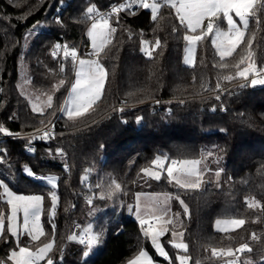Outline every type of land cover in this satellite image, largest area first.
I'll return each mask as SVG.
<instances>
[{
	"label": "trees",
	"instance_id": "1",
	"mask_svg": "<svg viewBox=\"0 0 264 264\" xmlns=\"http://www.w3.org/2000/svg\"><path fill=\"white\" fill-rule=\"evenodd\" d=\"M113 1L0 0V135L38 129L56 117L54 131L38 134L31 151L26 137L0 139V255L10 259L14 249L37 251L52 241V264H127L142 250L154 264H181L178 254L187 257L184 264H216L227 251L233 252L230 264H264V82L245 81L240 71L247 58L264 69V0H256L244 37L229 56L219 53L214 31L197 29L202 35L191 65L184 62L189 29L173 4L160 1L156 14L145 3L116 11L109 39L96 54L106 69L102 96L70 118L60 109L76 63L55 49L64 42L78 46L82 35L83 47L88 45V14ZM212 21L225 25L218 16ZM38 22L46 28L23 53L26 33ZM21 59L32 87L53 93L43 112L21 91ZM158 155L168 163L217 158L222 178L186 188L166 173L146 176L144 168ZM49 175L57 177L52 212L53 187L44 181ZM1 181L42 195L37 239L17 240L9 232ZM138 192L172 196L170 228L183 232L184 248L173 245L168 231L162 237L168 256L156 253L145 225L128 212ZM221 218L243 223L220 231L215 221ZM89 219L100 239L85 256L86 239L71 235ZM239 249L241 261L232 263ZM217 250L224 255H215Z\"/></svg>",
	"mask_w": 264,
	"mask_h": 264
},
{
	"label": "rangeland",
	"instance_id": "2",
	"mask_svg": "<svg viewBox=\"0 0 264 264\" xmlns=\"http://www.w3.org/2000/svg\"><path fill=\"white\" fill-rule=\"evenodd\" d=\"M222 1L223 6L226 7L233 0ZM211 4L214 5V0H198L193 1L191 4H187L186 6L190 8L193 7V10L202 11L203 9L206 11L208 7H211ZM144 6L151 10L153 14H156L160 8L157 0H150L145 3ZM229 16L230 12L227 11L225 17L227 18L228 25L220 30L222 37H226V35L229 32H232L234 28H236L240 34V26L244 27L249 22L248 16L243 12V9L236 14L238 18H230L231 22L229 20ZM207 21L211 24L210 28L212 29V19H207L204 24ZM189 22L191 24L190 26L187 25L189 33L187 35L184 62L191 65L194 63L195 58V49L197 45L195 31L201 23V13L194 11L192 19ZM45 28V23L38 22L36 25L28 29L23 42V53L28 49L38 32L44 30ZM90 28L91 32L89 34L88 31ZM98 28V39H109V32H107L104 37L105 26L102 24L99 25L97 22H90L86 29V37L91 39V42L96 43V40L94 41V39H97V37L95 38L94 34ZM216 35L217 29L214 32V36ZM226 40L232 41L235 40V38ZM101 42L102 41L100 40L98 46L101 45ZM90 46L91 45H89L88 48L93 54L84 53L76 63L72 81L60 109L64 115L70 118H76L80 114L90 110L93 104L102 96L103 93L106 80V69L100 61L97 62L95 59L99 48L96 46ZM19 69V86L22 93L28 98L34 110L43 112L52 103L53 93L37 90L32 87L31 74L28 71V65L23 61V59L20 61ZM253 69L254 66H252V63L247 58L240 69L241 73H243L245 81L253 77ZM251 80L252 84H261L264 82V80H256L254 78ZM221 168L220 161L214 157L210 158V156L206 159H187L178 162L171 161L168 163L166 156L158 155L153 163L144 168L143 171L146 176L157 179L161 178L162 175L166 173L173 181L182 187L201 188L205 184V181L220 180L222 178ZM25 172L31 174L29 168H26ZM44 181L53 187L52 212L58 202L57 177L49 175L44 179ZM1 197L3 200L7 201L9 205V213L7 217V228L9 232L13 234L17 240L20 238H27L31 240L37 239L43 232L42 195L16 191L9 184L1 181ZM172 204L173 200L170 194L163 192H138L135 196V200L128 206L129 214L145 225L156 253L163 257L168 256V250L163 243L162 237L168 231L171 232V241L173 245L179 248H184L186 245L183 238V232L178 228H170V223L175 217L172 210ZM4 221V217L2 216L0 218V236L4 229ZM242 223V219L221 218L215 221V228L220 231H228L239 227ZM85 235H89V238L86 239L87 246L85 249V256H88L97 248L100 239L99 234L94 231L91 219H89L79 231L74 232L71 237L79 241H84ZM52 247L53 242L49 241L40 246L38 248L39 253L36 254V251L33 248L21 246L11 251L10 259L14 264H36L32 259L35 255V259L38 264H52V260L49 257V252ZM231 255H233V252L227 251V259L216 264H230L231 259L229 256ZM178 258L180 259L181 264H184L187 260V257L182 254H178ZM155 262V258L152 254H150L147 250H142L139 254L129 260L127 264H154Z\"/></svg>",
	"mask_w": 264,
	"mask_h": 264
},
{
	"label": "crops",
	"instance_id": "3",
	"mask_svg": "<svg viewBox=\"0 0 264 264\" xmlns=\"http://www.w3.org/2000/svg\"><path fill=\"white\" fill-rule=\"evenodd\" d=\"M164 2H168L171 3L175 6V8L177 9V11L179 12L180 16L183 18V20L185 21V23H187L188 26H190V20L192 19V14L194 11L196 12H200L201 13V23L198 25V29H202L204 22L207 19H212L215 16L220 17L221 19L223 18V20L225 21V25L224 26H219L218 24H216L213 21V28L211 29V31H214L217 29V35L214 36V42H215V46L218 49L219 53L222 56H229L237 47V45L240 43V41L243 39L244 34H245V28L247 25L240 26V34L238 33L237 29L234 28L232 32H229L226 37H222V33L220 30H222L221 28H225L227 27L228 23H227V18L225 17V14L227 11L230 12V16H229V20L231 22L230 18H238L236 16V14L243 9V12L245 14H247L248 19H249V14L252 10L253 5L255 4L256 0H233L228 6H223V1L222 0H214V5H210L211 7H208L205 10L202 9V11H197V10H193V7L190 8L188 6H186L187 4H191L193 1H198V0H161ZM159 5L161 6L160 1ZM179 5H183V6H179ZM192 9V10H191ZM158 12V11H157ZM213 15V16H212ZM99 25L102 24L103 26H105L104 29V37L106 36V33L108 32V25L109 23H104V22H97ZM99 27V26H98ZM89 34L91 32V28L89 29ZM201 33L200 34H195L196 39L198 40L201 37ZM90 36V35H89ZM95 38L97 36H99V28L97 29L96 33L94 34ZM237 37V38H236ZM235 38V40H226V39H233ZM95 42H90L88 45H86L87 47L89 45L93 46V47H98L99 50L101 49V47L104 45V43L106 42L107 39L103 38L100 39L101 45L98 46V44L100 43V40L98 39H94ZM94 44V45H93ZM90 46V47H91Z\"/></svg>",
	"mask_w": 264,
	"mask_h": 264
},
{
	"label": "built area",
	"instance_id": "4",
	"mask_svg": "<svg viewBox=\"0 0 264 264\" xmlns=\"http://www.w3.org/2000/svg\"><path fill=\"white\" fill-rule=\"evenodd\" d=\"M150 0H116L110 2L109 5L103 9L96 10L95 12L89 13L88 18L91 22H106L109 23L110 19L113 17L114 13L118 10H124L133 7L136 3H147ZM61 12V9H59ZM58 20H61V16H57ZM211 24L207 21L204 24V31L209 32ZM83 36L80 40L78 46H71L67 43H62L60 47H56L55 52H61L63 55L69 57V59L75 63L79 61L84 53L93 54L91 50L87 47H83ZM98 62V59L95 58ZM253 77L256 80H262L264 77V69L259 66H255L253 69ZM56 121V117H54L50 122L46 123L45 125L41 126L38 129L26 131V132H15V131H7L4 135H0V139L6 138H13V137H26L28 139V144L26 145V150L31 151L32 145L31 143L35 141L36 136L40 133H44L46 135H50L54 131V123ZM88 235H85L84 239H87ZM39 253V250L36 251V254ZM243 253V249H239L237 253L234 255V259L232 263H239L241 261V256ZM217 256H223L224 252L222 250H217L215 252ZM33 261L35 262V255L32 257ZM0 264H14L10 259L0 255Z\"/></svg>",
	"mask_w": 264,
	"mask_h": 264
},
{
	"label": "water",
	"instance_id": "5",
	"mask_svg": "<svg viewBox=\"0 0 264 264\" xmlns=\"http://www.w3.org/2000/svg\"><path fill=\"white\" fill-rule=\"evenodd\" d=\"M157 1H161V0H157Z\"/></svg>",
	"mask_w": 264,
	"mask_h": 264
}]
</instances>
